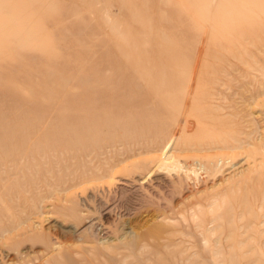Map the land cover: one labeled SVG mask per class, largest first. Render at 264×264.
<instances>
[{
  "label": "rangeland",
  "instance_id": "374dc122",
  "mask_svg": "<svg viewBox=\"0 0 264 264\" xmlns=\"http://www.w3.org/2000/svg\"><path fill=\"white\" fill-rule=\"evenodd\" d=\"M0 264H264V0H0Z\"/></svg>",
  "mask_w": 264,
  "mask_h": 264
},
{
  "label": "bare ground",
  "instance_id": "6f19581e",
  "mask_svg": "<svg viewBox=\"0 0 264 264\" xmlns=\"http://www.w3.org/2000/svg\"><path fill=\"white\" fill-rule=\"evenodd\" d=\"M98 210H99V213H100V216L101 218H106V219H109V217L112 215V213L114 212V206L111 208V207H108L105 205H103L101 202H99L98 204ZM101 230L99 229V225H98V222H93L90 224V226L87 228V232H90V234H92V236L94 238H99L100 236V232Z\"/></svg>",
  "mask_w": 264,
  "mask_h": 264
}]
</instances>
